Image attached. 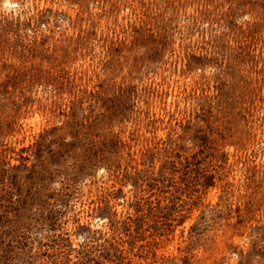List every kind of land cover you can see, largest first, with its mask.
Returning <instances> with one entry per match:
<instances>
[{"label":"rangeland","instance_id":"374dc122","mask_svg":"<svg viewBox=\"0 0 264 264\" xmlns=\"http://www.w3.org/2000/svg\"><path fill=\"white\" fill-rule=\"evenodd\" d=\"M0 264H264V0H0Z\"/></svg>","mask_w":264,"mask_h":264},{"label":"bare ground","instance_id":"6f19581e","mask_svg":"<svg viewBox=\"0 0 264 264\" xmlns=\"http://www.w3.org/2000/svg\"><path fill=\"white\" fill-rule=\"evenodd\" d=\"M12 4H13V3H11L10 1H6V2L4 3V7H8V8H10V7H12ZM13 7H14V5H13Z\"/></svg>","mask_w":264,"mask_h":264}]
</instances>
